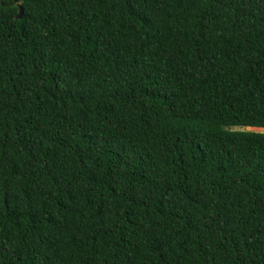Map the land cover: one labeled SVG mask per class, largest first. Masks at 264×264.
Listing matches in <instances>:
<instances>
[{"label": "trees", "instance_id": "1", "mask_svg": "<svg viewBox=\"0 0 264 264\" xmlns=\"http://www.w3.org/2000/svg\"><path fill=\"white\" fill-rule=\"evenodd\" d=\"M0 1V264H264V0Z\"/></svg>", "mask_w": 264, "mask_h": 264}, {"label": "rangeland", "instance_id": "2", "mask_svg": "<svg viewBox=\"0 0 264 264\" xmlns=\"http://www.w3.org/2000/svg\"><path fill=\"white\" fill-rule=\"evenodd\" d=\"M233 130L237 131H250V132H257V133H264L263 129L258 128H241V127H233Z\"/></svg>", "mask_w": 264, "mask_h": 264}, {"label": "water", "instance_id": "3", "mask_svg": "<svg viewBox=\"0 0 264 264\" xmlns=\"http://www.w3.org/2000/svg\"><path fill=\"white\" fill-rule=\"evenodd\" d=\"M0 1H4V0H0ZM14 4H16L17 8H18V13L16 15V19H21L22 18V8L21 5L19 3V0H12Z\"/></svg>", "mask_w": 264, "mask_h": 264}, {"label": "bare ground", "instance_id": "4", "mask_svg": "<svg viewBox=\"0 0 264 264\" xmlns=\"http://www.w3.org/2000/svg\"><path fill=\"white\" fill-rule=\"evenodd\" d=\"M264 130V129H263Z\"/></svg>", "mask_w": 264, "mask_h": 264}]
</instances>
